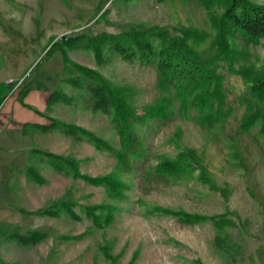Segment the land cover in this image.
<instances>
[{"label":"rangeland","instance_id":"374dc122","mask_svg":"<svg viewBox=\"0 0 264 264\" xmlns=\"http://www.w3.org/2000/svg\"><path fill=\"white\" fill-rule=\"evenodd\" d=\"M221 12L217 4L199 0H0V108L8 78L62 91L70 102L54 103L48 110L52 118L90 130L112 148L98 150L89 139L76 142L58 130L63 138L54 140V151L76 159L80 172L108 175L119 185L112 193L72 178L38 154L36 170L44 182L36 183L37 191L33 182L32 191L0 190V264H264V133L259 130L264 108L250 128L240 126L247 113V77L264 72V36L251 43L237 33L227 36L229 55L215 67L223 96L213 103L224 116L212 124L201 123L192 104L181 105L172 87L160 88L154 61L122 59L110 45L95 53L85 40L65 46L71 63L95 69L123 88L136 115L161 97L169 100L165 118L132 117L136 148L122 161L113 154L120 143L112 113L92 111L84 88L88 80L76 71L65 73L54 46L47 51L56 40L55 47H63L58 39L63 34L96 36L142 27L170 36L193 29L204 36L189 38L188 44L208 58L217 49L212 21ZM67 76L80 80V88L67 84ZM185 149L200 159L215 185L229 191L226 196L203 181L197 168L178 175L158 170L159 161ZM60 200L70 201L78 216L65 210L35 213ZM98 205L107 211L96 208L97 221L84 214V207ZM174 211L205 218L184 221ZM211 217L235 224L219 231ZM32 230L44 232V238L22 246L6 237Z\"/></svg>","mask_w":264,"mask_h":264},{"label":"trees","instance_id":"16d2710c","mask_svg":"<svg viewBox=\"0 0 264 264\" xmlns=\"http://www.w3.org/2000/svg\"><path fill=\"white\" fill-rule=\"evenodd\" d=\"M160 1V0H159ZM203 5L217 4L221 9V14L213 22L215 29L214 44L215 53L203 58L188 44L189 38H203V34L197 35L193 29H179L177 33L170 36H164L160 31L153 29H144L142 27H126L117 34L88 35L86 33L63 34L58 39L63 43V47L57 46V40L47 49L58 50L62 58V70L65 73L78 72L86 80L84 88L89 94L90 108L92 111L103 113H112V122L116 128L120 149L113 154L117 161H122L125 155L135 151V135L131 130L130 121L133 116L140 117H161L169 115V100L161 97L152 106L137 114L126 100V92L123 88L117 87L108 82L95 69L82 66L77 63H71L67 55L66 48L73 47L81 40H85L86 46L95 53H100L104 46L111 47V50L122 59L130 60L139 58L145 63L155 62L159 75V86L161 89L172 87L181 105L192 104L200 111V122L212 124L223 118L220 109L213 110V103L220 102L222 99L221 80L222 77L215 71L216 62L227 59L229 55V45L227 36L237 33L245 43L255 42L258 38L264 36V3H256L251 0H199ZM214 2V3H213ZM157 39V43L153 39ZM66 46V48H65ZM248 87L245 98L246 114L241 118L240 126L243 129L250 128L260 117L264 108V72L258 71L251 77H247ZM65 82L74 87L80 88L81 82L73 76H67ZM15 82L10 84L13 87ZM28 90L27 86L22 85L19 90V98ZM61 102L69 104L70 97L62 91L52 90L47 98V105ZM254 102V103H253ZM50 122L46 125H37L42 131L59 130L65 136H71L76 142L85 138L89 139L95 149L111 151L106 139L94 134L81 126L73 123L60 122L49 117ZM260 132L264 133V122L260 125ZM41 156L51 160V165L63 171L65 175L72 178H81L92 184H101L110 192L119 191L117 181L111 176H90L82 173L78 169V161L73 157L33 149ZM158 170L162 173L178 175L198 169L199 177L209 183L213 189L221 190L219 193L226 196L229 191L219 188L215 185L208 171L196 157L193 151L185 149L177 154L175 158H163L158 162ZM27 178L35 183L44 182V178L38 173L36 168L29 166L25 171ZM223 190V191H222ZM100 212H106L107 207L103 205L86 206L83 212L86 216L97 221L95 209ZM60 210H65L72 216H78V213L72 211V203L66 200H60L53 203L50 207L35 211V213H45L57 215ZM161 210V209H159ZM110 211V209H108ZM184 221H194L204 219L205 217L197 214H188L180 211H174ZM215 228L223 231L225 226L233 225L234 222L225 217H211ZM45 233L38 230L28 231L26 233L15 232L6 236L22 246L31 245L43 239ZM217 241L219 236H216ZM219 245V244H218ZM109 255V253H105Z\"/></svg>","mask_w":264,"mask_h":264},{"label":"crops","instance_id":"0c3cea01","mask_svg":"<svg viewBox=\"0 0 264 264\" xmlns=\"http://www.w3.org/2000/svg\"><path fill=\"white\" fill-rule=\"evenodd\" d=\"M2 84L9 90L3 94L5 101L0 108V190L32 191L35 182L27 178L25 171L29 166L37 169L39 157L31 150L54 153V140L63 138L58 130L42 131L37 127L48 124L49 117H52L48 110L54 104L47 105L52 89L30 84L20 99L22 83L16 88ZM33 191H37L36 183Z\"/></svg>","mask_w":264,"mask_h":264},{"label":"built area","instance_id":"2783aa9c","mask_svg":"<svg viewBox=\"0 0 264 264\" xmlns=\"http://www.w3.org/2000/svg\"><path fill=\"white\" fill-rule=\"evenodd\" d=\"M21 80H22V79H19V80L15 81V83H14V85H13V88L18 87V86L21 84ZM13 82H14V81H13L12 78H8V79L6 80V83H7V84H12Z\"/></svg>","mask_w":264,"mask_h":264}]
</instances>
